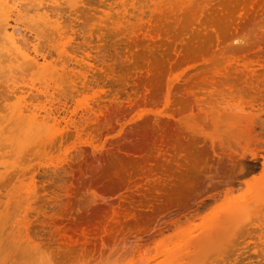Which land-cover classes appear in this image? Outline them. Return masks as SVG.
<instances>
[{"label":"rangeland","instance_id":"obj_1","mask_svg":"<svg viewBox=\"0 0 264 264\" xmlns=\"http://www.w3.org/2000/svg\"><path fill=\"white\" fill-rule=\"evenodd\" d=\"M134 1L20 3L27 41L68 67L47 97L37 70L0 67V264H264V0ZM11 76L72 116L53 142L21 144Z\"/></svg>","mask_w":264,"mask_h":264},{"label":"bare ground","instance_id":"obj_2","mask_svg":"<svg viewBox=\"0 0 264 264\" xmlns=\"http://www.w3.org/2000/svg\"><path fill=\"white\" fill-rule=\"evenodd\" d=\"M22 1H25V0H0V67L1 68H5V67H9V72L10 73H14V72H17L18 70L19 71H22V70H24L23 69V66L24 65H26V66H24V67H26V68H28L27 66H29L30 67V70H37L38 72H40L41 74H43L44 75V78L45 77H47L46 79H45V82H44V80H43V82H44V84H42L40 87H38L37 89L38 90H42V88L41 87H43L44 89L42 90V91H44V94H46L45 96L47 97L48 95H49V93L51 92V94H54V92H52V91H50V89L51 90H55L58 86H60V83H59V81L56 79V74L58 73L56 70H54L53 68H52V66L48 63V57L46 56V55H41V54H39V48H37V45H35V44H30V42H28L29 41V39H28V41H27V39H26V33H25V29H24V27L25 26H23V24L21 23V19H23L24 18V15H22V5L20 4V3H22ZM129 1V0H128ZM134 1V0H133ZM136 1V0H135ZM134 1V2H135ZM139 1H141V0H139ZM138 1V2H139ZM124 2V1H123ZM137 1H136V4L138 3ZM145 2V1H144ZM121 2H119L118 4H120ZM142 1H141V3H139V4H141L142 5ZM146 3H147V1H146ZM20 4V5H19ZM71 4V3H70ZM116 4V3H115ZM132 4V3H131ZM135 4V5H136ZM117 5V4H116ZM123 6H125V3H123L122 4ZM134 5V6H135ZM19 6H20V8H19ZM122 6V7H123ZM136 6H139V5H136ZM45 7V6H44ZM44 7H39V8H37V9H35L36 10V12H37V14L38 15H40V19L43 21V23H42V25H49V26H53V27H55V31L53 32L54 34L55 33H57V36H55L53 39H51L50 37H49V35H45V37L46 38H50V41H48V42H53V43H55L56 45H54L55 46V48L61 53V54H65V56H67L66 54L68 53V50H67V48L68 47H66V43H67V38H69V36L67 35V33H66V31L65 32H62L63 31V28L61 27V29H62V31L59 29V28H57V26H56V23L55 22H53V21H51V16L50 15H48L46 12H45V10H44ZM111 7V6H110ZM128 7V6H127ZM132 7V6H131ZM139 7H142V6H139ZM120 8V7H119ZM133 8V7H132ZM135 8V7H134ZM144 8V7H143ZM117 9H118V7H117ZM121 9H123V8H121ZM125 9V8H124ZM129 9V8H128ZM137 9V8H136ZM40 10L41 11H43V12H45V13H42V15L41 14H39L40 13ZM48 10V9H47ZM126 10V9H125ZM144 10V9H143ZM121 11V10H120ZM119 12V11H118ZM122 12V11H121ZM121 12H120V14H121ZM140 12V11H139ZM143 12V11H142ZM129 13V12H128ZM51 14V13H50ZM135 14V13H134ZM134 14H133V16H134ZM113 14H111V16H112ZM125 15V14H124ZM131 15V14H130ZM55 16V15H54ZM107 16H110V15H107ZM110 16V17H111ZM117 16V15H116ZM116 16H114L113 18H115ZM119 16V15H118ZM117 16V18H115V19H113L112 21H113V23L116 25V26H118V27H120V26H122L121 24L123 23L122 21H124L125 22V20L123 19H118L119 17ZM127 16L128 15H125V17L127 18ZM132 16V15H131ZM130 16V17H131ZM106 17V16H105ZM123 17V16H122ZM108 18V17H107ZM108 19H110V18H108ZM108 19H105L106 21L108 20ZM141 19H143V18H141ZM102 21L104 20V18L103 19H101ZM105 20L103 21V22H105ZM23 22V21H22ZM102 22V23H103ZM108 22V21H107ZM24 23V22H23ZM109 24H110V21H109ZM108 24V25H109ZM26 25V24H25ZM41 25V24H40ZM123 25H124V23H123ZM43 26V27H44ZM38 27V26H37ZM37 27L36 28H33V30L35 31L36 29H37ZM104 27V26H103ZM106 27V26H105ZM123 27V26H122ZM121 27V28H122ZM47 28V27H46ZM45 28V29H46ZM49 28V27H48ZM116 28V27H115ZM124 28V27H123ZM117 29V28H116ZM38 30V29H37ZM36 30V31H37ZM44 30V29H43ZM50 30V29H49ZM98 30H101V28H99ZM103 30V29H102ZM118 30V29H117ZM36 31H35V33H36ZM119 31H120V28H119ZM121 31H123V30H121ZM38 33H36V36L38 37V38H36V39H38L39 40V38H41L40 36H38V35H40L39 33V31H37ZM42 34H44V33H42ZM51 34H52V31H51ZM92 34H93V32H92ZM101 37V36H100ZM74 38V37H73ZM101 39V38H100ZM99 39V40H100ZM87 49V48H86ZM85 49V50H86ZM71 50H75V49H71ZM70 49H69V51H71ZM76 51V50H75ZM87 51V50H86ZM81 52V51H80ZM90 52V51H89ZM69 53H73V52H69ZM82 53V52H81ZM74 54V53H73ZM87 56V59H86V57L85 56H82L80 59H78L77 58V56H75L74 58L75 59H77V65L78 66H83V62L86 64V63H90V61L89 60H91V59H93L94 60V58H90V56H89V54L86 52L85 53ZM60 55V54H59ZM76 55H82V54H76ZM92 55V54H91ZM63 57H64V55H63ZM62 57V58H63ZM66 58V57H65ZM68 59H69V56L67 57ZM90 58V59H89ZM74 60V59H73ZM93 60H91V62H93L94 64H96ZM95 61H96V59H95ZM97 62V61H96ZM102 62V61H101ZM104 62V61H103ZM64 63H66L65 61H64ZM92 63V64H93ZM84 64V65H85ZM104 64V63H103ZM77 65H76V68H78L77 67ZM96 65H98V64H96ZM95 65V66H96ZM89 66H91V65H88V67ZM67 67H68V65L66 66V65H63V67H62V71H63V73H58V75L59 74H63V75H66L67 73ZM70 67V66H69ZM86 68V66H84V69ZM249 67L248 66H245V69H248ZM74 69H75V67H74ZM81 69H83V67L81 68ZM84 69H83V71H84ZM30 70H26L27 72H29ZM224 70V69H223ZM229 70L230 69H225V71L228 73L229 72ZM252 71H253V69H252ZM82 72V71H81ZM24 73V71L22 72V75H24L23 74ZM38 74V73H37ZM21 75V76H22ZM69 75V74H68ZM76 75H77V73H76ZM24 76H27V74L26 75H24ZM78 76H81L80 74H78ZM77 76V77H78ZM11 77H13V76H11ZM65 76H63V78H64ZM21 78L22 77H20V81H21ZM26 78V77H25ZM24 78V79H25ZM59 78H60V80H61V78L62 77H60L59 76ZM58 78V79H59ZM68 78V77H67ZM79 78V77H78ZM77 78V79H78ZM28 79V78H27ZM26 79V80H27ZM39 79V78H38ZM41 79V78H40ZM39 79V80H40ZM65 79H66V77H65ZM76 79V80H77ZM80 79V78H79ZM86 79H87V77H86ZM13 84H11V85H9V87L12 89V93H13V95L15 96V97H17V99H18V103L16 104V105H14V107H13V109L10 111L11 113V115H10V118L8 119V120H10L11 121V123L13 124V125H17V130L20 132L19 134H21L22 136H21V141L20 142H22L21 144H23V145H25L24 143H29V142H35L36 140L38 141L41 137H43V136H46V138L47 139H49L48 137H51L52 135H53V133H52V130H53V128H54V126L55 125H58L59 126V117H61L63 120H65L67 123H69V122H71V123H73L71 120H72V116L71 115H69V113H68V110H66L65 111V109L67 108H65L64 109V113H63V116H61V115H59L58 113V115L55 113V109L53 110V109H51L50 110V108L48 109V110H50V111H48V110H46V105H39V103L38 102H40L39 100H38V102H37V100H36V102L37 103H35V98L32 100V98L29 100L28 98L29 97H27L26 96V92H28L29 91V88L28 89H26V87L27 86H18V84L20 83V81H19V77H17V78H15V77H13ZM26 80H23L22 79V81L24 82V84H26ZM64 79H62V81H63ZM67 80V79H66ZM65 80V81H66ZM76 80L75 81H73V80H71V81H69V83H70V85H69V87H72V88H76L77 87V82L79 81H77L76 82ZM31 81H32V85L31 86H33L34 88L37 86L35 83H34V78H32L31 79ZM61 81V82H62ZM68 81V80H67ZM87 81H88V79H87ZM87 81H85V83L84 84H87L86 82ZM29 82V81H28ZM41 82V81H40ZM76 82V83H75ZM82 84V83H81ZM40 85V84H39ZM38 85V86H39ZM61 85H62V83H61ZM89 86V85H88ZM84 87H87V85L85 86L84 85ZM30 88H32V87H30ZM36 89V90H37ZM37 90V91H38ZM58 91H59V89H58ZM56 94V93H55ZM27 97H25V96ZM29 96V95H28ZM37 96V95H36ZM35 96V97H36ZM51 96V95H50ZM38 97V96H37ZM36 97V98H37ZM53 97V96H52ZM52 97H50V98H52ZM54 97H55V95H54ZM40 98V97H39ZM53 99H55V98H53ZM100 99V98H99ZM50 101V100H49ZM41 103H43V102H41ZM49 103H51V102H49ZM99 104V103H98ZM63 105L64 104H62V107H63ZM67 105V103H65V105H64V107ZM98 107H100V106H98ZM58 108H60V107H58ZM89 108V107H88ZM91 108V107H90ZM93 108V107H92ZM101 109H102V107H100L99 109L97 108V109H92V111L93 110H99L100 112H102L101 111ZM89 111H91L90 109H89ZM88 111H86V113H87ZM7 115H9V113L7 114ZM7 115H6V117H5V119H7L8 117H7ZM100 117V116H99ZM8 120H6L7 122H8ZM10 121H9V123H10ZM51 121H53V122H55L54 123V126H53V128H50L49 126H50V123H51ZM74 121V120H73ZM63 122V121H62ZM10 123V124H11ZM77 126V125H76ZM3 129V128H2ZM0 131H1V129H0ZM4 132H6V131H4ZM80 132V131H79ZM55 135V134H54ZM53 135V136H54ZM57 137V136H56ZM56 137H54V138H56ZM63 137V136H62ZM61 137V138H62ZM46 138H44L43 137V139L45 140ZM54 138H51L52 139V142H53V139ZM23 139H25L24 140V142H23ZM51 139H49V140H51ZM59 140V136H58V139H56L55 140V143H56V141H58ZM36 141V145H38V143H39V145H44V141L42 140V139H40V141L41 142H37ZM49 142V141H48ZM47 142V140H46V143H48ZM57 143H59V141L57 142ZM22 145V146H23ZM33 145V144H32ZM47 145V144H46ZM48 145H50V142L48 143ZM53 145V144H52ZM42 147V146H41ZM18 148V147H17ZM21 150H24L25 148L24 147H19ZM22 148H24V149H22ZM49 148V147H48ZM54 148V147H53ZM30 149V148H29ZM40 149V148H39ZM46 149V148H45ZM20 152H22V151H20ZM15 166V165H14ZM7 169H8V167H7ZM100 184V187L101 188H104L105 190H112L113 188H112V185H111V183L110 182H106V183H99ZM21 199L23 200V203H24V201L26 200V202H28L29 201V198L31 197V194H24V193H22L21 194ZM106 201V200H105ZM28 214V213H27ZM102 221V219L101 218H99L98 220L97 219H95V221H93V219L92 220H90L89 222H88V224H87V230H86V232L89 234H91V233H96V228L94 227V225L95 224H99L100 222ZM85 232V233H86ZM86 235V234H85Z\"/></svg>","mask_w":264,"mask_h":264}]
</instances>
